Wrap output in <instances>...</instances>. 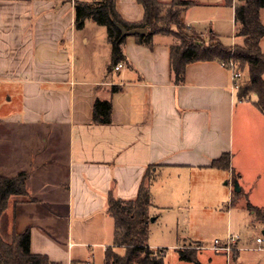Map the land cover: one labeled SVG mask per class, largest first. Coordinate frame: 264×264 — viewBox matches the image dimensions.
Here are the masks:
<instances>
[{
	"label": "crops",
	"instance_id": "1",
	"mask_svg": "<svg viewBox=\"0 0 264 264\" xmlns=\"http://www.w3.org/2000/svg\"><path fill=\"white\" fill-rule=\"evenodd\" d=\"M75 1L0 0V174L28 173V199L11 205L0 223L5 237L14 217L17 234L30 229L33 253L59 264H104L108 247L125 251L113 244L110 196L135 199L152 169L148 243L165 249V264H197L178 253L191 243L206 246L196 251L201 264H264V223L255 221L247 203L235 204L238 176L241 195L264 208L242 178L244 169L264 165V113L256 96L239 98L229 70L217 60L189 63L177 83L172 35L156 34L151 47L128 36L123 67L110 68L107 33L91 19L77 30ZM188 1L175 7L191 32H214L227 46L242 42L235 35L239 0ZM116 2L127 22L143 20L138 0ZM96 99L112 102L110 124L93 122ZM224 153L230 169L212 167ZM238 155L248 163L238 166ZM187 172L204 173V180L185 184L181 175ZM261 174L262 182L264 169ZM226 175L231 179L224 183ZM226 192L231 203L219 211ZM245 208L247 218L240 215ZM257 228L263 235L253 233ZM210 229L220 231L215 238L241 235L230 259L208 248L215 239L207 237ZM166 249L175 250L171 261Z\"/></svg>",
	"mask_w": 264,
	"mask_h": 264
},
{
	"label": "trees",
	"instance_id": "2",
	"mask_svg": "<svg viewBox=\"0 0 264 264\" xmlns=\"http://www.w3.org/2000/svg\"><path fill=\"white\" fill-rule=\"evenodd\" d=\"M144 8V18L141 22H127L117 10L116 0H76L75 27L82 30L88 19L107 28V39L111 45V64L113 68L125 60L124 45L128 35L123 30L147 28L144 34H134L140 44L151 47L156 34L172 35L175 42L171 45V68L175 81L181 83L185 78L186 67L195 61L217 60L225 62L230 59L236 62L243 73V81L238 90L241 99H250L255 95V105L264 113V23L261 10L264 0H239L235 9L236 37L242 40L234 46L224 45L214 32L209 33V41H205L195 32H185L186 25L179 17V11L168 5H189L192 1L173 0L164 3L160 0H138ZM181 30V31H180ZM246 80V81H245ZM117 87H113L116 91ZM112 121V102L96 99L93 105V122L110 124ZM212 167L229 170L230 155L224 153L213 160ZM28 173L19 172L15 176L0 174V223L6 217L11 205L14 207L21 200L28 199ZM155 175L149 169L140 185L135 199L122 200L110 196L108 212L114 219L113 244L123 247L124 253L108 247L104 264H165V249L149 247L151 214V193L149 185ZM238 184V176L234 177ZM235 190V195L242 194ZM247 208L255 216L264 220V208L247 202ZM10 238H5L0 232V264H59L47 255L35 254L31 251V231L27 228L17 234L12 219ZM180 259L201 264L196 252L179 249ZM72 264H89L75 261Z\"/></svg>",
	"mask_w": 264,
	"mask_h": 264
},
{
	"label": "rangeland",
	"instance_id": "3",
	"mask_svg": "<svg viewBox=\"0 0 264 264\" xmlns=\"http://www.w3.org/2000/svg\"><path fill=\"white\" fill-rule=\"evenodd\" d=\"M170 7H172L173 9H177L178 10V8H176L175 7V5H173V6H167L165 9H167V8H170ZM262 16H263V22H264V10H263V12H262ZM96 25V24H95ZM97 27H99V29H104V31L107 33V28L105 27V26H97ZM185 32H191L187 27H185L184 29H183ZM181 31V30H180ZM197 35H199V37L201 38V39H203V40H205V41H209V35L207 36V37H203V36H201L200 34H197ZM263 78H264V75H263ZM243 81V80H242ZM246 81V80H245ZM247 159H243V158H241L239 155L236 157V161L238 162V166H239V163H241L242 164V161L245 163V164H247L248 163V161H246ZM264 164V160L262 161V164L261 165H263ZM262 169H264V165L263 166H261L258 170H256V169H252V168H250V169H244L243 170V172H244V174L242 173V178L244 179V181H246V182H248V184H249V186L251 187V188H254L255 190H256V196H257V199L258 200H262V199H264V180L261 182V179H260V177L262 176ZM259 171L257 174H256V172H254V171ZM241 171V170H240ZM242 172V171H241ZM203 174L204 173H199V174H194V173H192V172H187V173H185V174H183V175H181V176H183L184 178H185V180L184 181H182V179H183V177H181L182 179H181V181L183 182V183H185V184H191V183H193V181H197V180H193L192 178H197L198 179V181H202V180H204V176H203ZM230 176H227L226 175V178L223 180V182L225 183V182H229L230 181ZM260 181H259V180ZM180 181V182H181ZM263 185H262V184ZM226 187H230V184H226L225 185ZM182 192L184 193L185 192V190H182ZM191 192H195V190H191ZM236 197V196H235ZM231 198V195L229 194H227V192H226V195H225V199H224V201H225V203L224 204H222L220 207H218V209H219V211H223V212H227V203L229 202V203H231V201H229V200H232V199H230ZM248 197L245 195H238L237 197H236V199H235V204H236V207H239V205H243L244 204V206H246V203H247V201H248V199H247ZM228 200V201H227ZM192 205L193 204H191L190 205V208H192ZM235 207V206H234ZM194 208H196V207H194V205H193V209ZM194 211H195V209H194ZM193 211V213H194V215H196V212H194ZM245 211V212H244ZM244 211H242V212H240V215L241 216H243V215H246V218H247V214H248V210L245 208L244 209ZM194 215L192 214V218L194 217ZM211 215V214H210ZM234 215H235V213H234ZM233 215V216H234ZM213 217V216H212ZM235 218H236V216H235ZM243 218V217H242ZM194 219V218H193ZM192 220V219H191ZM222 223L223 224H226V221H227V213H224V215L222 216ZM237 220H239V223L242 225V228L244 227V224H245V221H243V219H238L237 218ZM194 221V220H193ZM255 221H259V222H262V223H264V220H261V219H259L258 217H256L255 218ZM182 225V224H181ZM192 225H194L193 224V222H192ZM3 224L2 225H0V232H1V234L5 237H7V235L5 234H3ZM190 229H192L191 228V226H190ZM246 229L247 228H245V229H243V231L245 230V233H246ZM253 231V230H252ZM253 233L255 234V235H263V229L262 228H257L256 230H254L253 231ZM206 235H207V237L208 238H210V242L215 238V237H217V236H220V231H216V230H213V229H210V230H208V231H206ZM5 237V238H6ZM199 246H200V244L199 243H191V244H189V245H187V247H185V248H183V249H185V250H187V251H194V252H196L197 250H200L201 248H199ZM166 251H167V256H168V259L171 261L172 259H173V257H175V256H173L174 255V252H175V250H173V249H166ZM179 253V252H178ZM176 255V254H175ZM178 256V255H177ZM193 264V263H192Z\"/></svg>",
	"mask_w": 264,
	"mask_h": 264
},
{
	"label": "built area",
	"instance_id": "4",
	"mask_svg": "<svg viewBox=\"0 0 264 264\" xmlns=\"http://www.w3.org/2000/svg\"><path fill=\"white\" fill-rule=\"evenodd\" d=\"M123 62H119L115 65V69L119 70L121 67H123ZM222 65L227 68L231 74V88L233 91H238L240 89V86L242 84L243 80V73L241 70L238 69V65L235 61L232 59L222 62ZM241 239V235L239 233L235 232H229L224 238H215L210 246L211 250L224 254L228 259L232 257V254L235 249H239V241ZM257 242L261 243L263 242L262 237L257 238ZM199 248L203 249L206 248L204 245H200ZM258 249H262L259 247Z\"/></svg>",
	"mask_w": 264,
	"mask_h": 264
},
{
	"label": "water",
	"instance_id": "5",
	"mask_svg": "<svg viewBox=\"0 0 264 264\" xmlns=\"http://www.w3.org/2000/svg\"><path fill=\"white\" fill-rule=\"evenodd\" d=\"M123 32L125 35H128V36L134 35V34H144L147 32V28H140L139 27V28H134L131 30L124 29ZM235 190L238 192L241 190V188L239 187V185L237 183L235 184ZM153 220H154V217L151 218V221H153Z\"/></svg>",
	"mask_w": 264,
	"mask_h": 264
}]
</instances>
